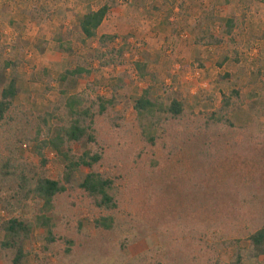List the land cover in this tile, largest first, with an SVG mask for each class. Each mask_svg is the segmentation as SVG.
Returning a JSON list of instances; mask_svg holds the SVG:
<instances>
[{
  "label": "rangeland",
  "instance_id": "374dc122",
  "mask_svg": "<svg viewBox=\"0 0 264 264\" xmlns=\"http://www.w3.org/2000/svg\"><path fill=\"white\" fill-rule=\"evenodd\" d=\"M106 3L112 10L98 35H119L113 47L125 50L123 66L106 68L94 61L96 41H86L78 29L84 14ZM232 17L238 20V28L227 36L224 26ZM211 38L222 42L209 44ZM60 39L71 43L70 53L61 50ZM6 62L14 64L7 76L16 77L20 93L0 129V160L12 157L39 166L35 144L28 141L32 124L38 114L59 102L63 86L58 76L65 70L92 67V75L83 77L72 94L86 92L92 100L117 101L98 120L100 146H93L105 155L97 171L117 179L121 188L115 228L94 230L93 220L100 213L79 189L89 172L81 168L67 193L56 201L57 241L48 245L44 232L35 230L25 244L29 256L20 264H235L238 253L246 264H264V256L253 259L247 242L260 221L264 224V152L255 150L257 158L239 161L231 152L239 135L223 127L215 130L213 143L223 144L224 156L214 165V175H238L233 181L244 186L260 182L262 202L240 215L225 207L222 216L228 220L210 224L204 216L206 208L191 213L189 204L194 203L172 179L195 169L189 150L181 146L172 156L169 147L183 124L170 123L156 148L145 147L133 110L135 100L149 86L153 99H185L198 117L217 110L223 94L240 90L243 104L232 112L231 121L245 131L241 134L245 144L255 146L256 138L264 144V114L256 111V106L264 107V0H0V70ZM136 62L147 63L155 80L139 78ZM1 77L0 71V82ZM250 95L259 96L253 101ZM83 148L76 147L75 152L81 154ZM142 152L161 160L162 176L168 179L165 200L151 209L143 208L145 198H137L134 192L147 184L137 160ZM46 157L48 177L60 179L63 162L51 150ZM36 212L32 205L27 216ZM0 217H5L1 203ZM66 240L74 241L70 255L65 252ZM185 254V260L190 259L178 261ZM13 259L12 251H0V264H13Z\"/></svg>",
  "mask_w": 264,
  "mask_h": 264
},
{
  "label": "trees",
  "instance_id": "16d2710c",
  "mask_svg": "<svg viewBox=\"0 0 264 264\" xmlns=\"http://www.w3.org/2000/svg\"><path fill=\"white\" fill-rule=\"evenodd\" d=\"M111 10L112 5L106 3L99 9L84 14L78 20L79 32L86 41H96L97 48L93 51L94 61L106 68L123 66L125 63V50L113 47L119 37L98 35L99 29ZM237 28L238 20L232 17L226 21L224 33L231 36ZM209 40V44L220 45L222 42L217 38ZM59 42L62 51L71 52V43L64 42L63 39ZM13 65L11 62H6L0 70L2 72L0 129L14 110L15 101L20 93L16 77L7 76L8 70L12 69ZM135 67L142 80L148 77L151 81L155 80V75L148 73L147 63L136 62ZM91 75L92 67L77 65L74 69H67L58 76V82L63 86L59 93V102L34 118L32 138L28 139L35 144L34 152L39 159V166L21 160L17 161L12 157L0 160V203L5 213V217H0V251H12L13 264H20L29 256L25 250V244L32 240L35 230L44 232V240L48 245L57 241L58 226L54 214L56 201L67 193L73 177L81 168L89 172L79 185V189L91 202L93 209L100 213V216L93 220L94 230L110 232L115 228L114 213L120 208L121 188L117 184V179L97 171L96 167L102 164L105 155L103 149L98 151L93 149V146H100L95 128L98 120L106 117L108 112L117 106V101L115 98L107 100L103 97L92 100L86 92L71 93L83 77ZM151 88L149 86L145 89L142 95L135 100L133 106L140 136L145 147L156 148L158 141H162L166 136L165 133L168 132L170 123L174 127L183 124V130L174 134V140L169 147L172 156L182 146L189 150L192 157L191 166L195 169L190 170V173L182 171L180 176L172 178L176 181V185L182 188V192H187L186 199L194 203L189 204L191 213L199 214L200 209L206 208L204 216L206 214L211 220L208 223L217 221L218 224V222L223 223L228 220V216H222L226 213L223 209L225 207H231L234 214L238 215L249 207H258L262 202L260 182L247 183L244 186L233 181L234 178L238 179V175L228 178L225 175H214L216 172L214 165H217L216 162L224 156L223 144L213 143L215 130L219 128H226L232 134L239 135L231 144V152L239 161L245 162L257 158L255 150L260 149L262 153L264 152V144L260 138L253 140L257 143L250 147L251 144H245L243 141L245 139L241 137L245 131L236 127L231 121L232 112L238 105L243 104V102L240 103L241 91L232 90L228 94H223L221 106L217 110L198 117L190 109L187 100L179 98L165 100L162 97L153 99ZM258 96L250 95L249 97L256 101ZM256 107L257 113L262 110L264 114L262 105ZM189 122L192 123L189 124ZM192 124H194L193 132H189ZM160 130L163 131L162 135H159ZM76 147H84L83 152L77 154ZM47 150L53 151L64 164L60 179L53 180L48 177ZM144 154V152L140 153L137 160L143 170L141 179L147 184L145 187L137 186L134 192L137 198L140 195L145 198L146 204H141L142 207L151 209L153 205L165 200L164 189L168 186V179L162 176L165 170L162 169L161 160L155 155ZM245 197H249L250 201H244ZM32 205L37 207V212L30 218L27 212ZM233 218L239 219L238 216ZM260 222V226L247 237L249 250L254 260L264 256V224ZM65 244L67 245L65 252L70 255L74 241L66 240ZM238 251L242 252V249L238 248ZM185 257L186 254L178 258V261L184 263L190 259L185 260ZM235 264H246V259L242 254H237Z\"/></svg>",
  "mask_w": 264,
  "mask_h": 264
},
{
  "label": "crops",
  "instance_id": "0c3cea01",
  "mask_svg": "<svg viewBox=\"0 0 264 264\" xmlns=\"http://www.w3.org/2000/svg\"><path fill=\"white\" fill-rule=\"evenodd\" d=\"M111 13V12H110ZM110 15V14H109ZM108 18V17H107ZM102 27V26H101ZM100 30V29H99ZM105 35H116L115 33H112V32H108V33H105ZM119 36V35H118ZM120 38L117 40L119 41ZM125 57H127V55H125Z\"/></svg>",
  "mask_w": 264,
  "mask_h": 264
}]
</instances>
